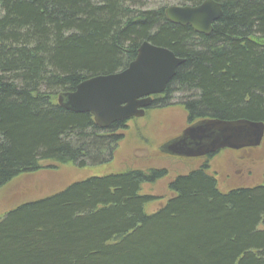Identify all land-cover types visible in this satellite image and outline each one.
<instances>
[{"label": "trees", "instance_id": "trees-1", "mask_svg": "<svg viewBox=\"0 0 264 264\" xmlns=\"http://www.w3.org/2000/svg\"><path fill=\"white\" fill-rule=\"evenodd\" d=\"M154 1L0 0V189L41 162L112 158L125 124L101 130L57 97L123 71L143 42L183 61L164 95L176 91L188 121L264 124V0H213L222 16L208 35L164 14L204 0ZM206 171L174 177L151 214L141 186L163 170L90 177L22 203L0 217V264H264V167L261 184L225 192Z\"/></svg>", "mask_w": 264, "mask_h": 264}, {"label": "water", "instance_id": "water-1", "mask_svg": "<svg viewBox=\"0 0 264 264\" xmlns=\"http://www.w3.org/2000/svg\"><path fill=\"white\" fill-rule=\"evenodd\" d=\"M165 18L174 25L188 26L208 35L212 23L222 16L221 6L204 0L196 6H169ZM183 61L167 49L143 42L135 59L115 74L81 82L73 92L62 93L57 104L76 114H89L101 130L133 118H141L151 97L163 93ZM264 124L248 120H203L188 127L181 136L162 147L171 157L199 158L228 149L238 151L261 144Z\"/></svg>", "mask_w": 264, "mask_h": 264}, {"label": "rangeland", "instance_id": "rangeland-1", "mask_svg": "<svg viewBox=\"0 0 264 264\" xmlns=\"http://www.w3.org/2000/svg\"><path fill=\"white\" fill-rule=\"evenodd\" d=\"M171 3L169 0H155L149 7ZM173 5L169 4L168 6ZM167 7V6H166ZM163 94V93H162ZM171 91L162 95L155 109L148 108L144 117L129 120L121 130V141L117 144L112 158L102 165L87 160V167L78 169L71 165L41 162V168L35 172L20 175L0 189V217L10 209L33 200L53 195L74 182L90 177H102L123 173L129 170L165 171V178L141 186L142 195H151L156 200L145 208L147 214L158 209L172 194L167 185L172 178L187 174L200 165H207L206 173L213 176L220 191L235 187L237 182L261 184L264 165V139L262 146L243 151H220L210 159L195 162L156 157L158 146L176 131L186 126L185 107L177 95ZM105 156V152H101ZM241 185V186H245ZM248 186V185H246Z\"/></svg>", "mask_w": 264, "mask_h": 264}, {"label": "flooded vegetation", "instance_id": "flooded-vegetation-1", "mask_svg": "<svg viewBox=\"0 0 264 264\" xmlns=\"http://www.w3.org/2000/svg\"><path fill=\"white\" fill-rule=\"evenodd\" d=\"M165 91H166V89H165ZM164 91V92H165ZM163 92V94L161 93L160 95H157V96H154V97H152V99H151V104H150V106H149V108H151V109H155L156 107H157V105H158V100L161 98V96L162 95H164L165 93ZM165 96V95H164ZM159 98V99H158ZM201 119V118H200ZM199 119L197 118V119H192V120H190V121H188V119H187V113H186V121H187V123H186V126H184L183 128H181L179 131H176L172 136H170L169 138H167L164 142H163V144H165L166 142H170V141H172V140H174V139H176L177 137H179L180 135H181V133L182 132H184L188 127H190L192 124H194L196 121H198ZM128 122V121H127ZM127 122H122L123 124H126ZM163 144H160V146H158V148H157V150H156V152H154V154H152V155H154V156H156V157H166V158H169V159H172V158H170V157H168L167 155H165L163 152H162V145ZM211 157H203V158H199V159H196V160H194L195 162H199V161H202V159H210ZM173 160H178V159H173ZM180 160H182V159H180ZM187 161H192V160H187Z\"/></svg>", "mask_w": 264, "mask_h": 264}, {"label": "bare ground", "instance_id": "bare-ground-1", "mask_svg": "<svg viewBox=\"0 0 264 264\" xmlns=\"http://www.w3.org/2000/svg\"><path fill=\"white\" fill-rule=\"evenodd\" d=\"M213 1V0H212ZM216 3V2H215ZM218 4V3H217ZM220 5V4H219ZM221 6V5H220ZM215 23V22H214ZM213 24V23H212ZM212 27V26H211Z\"/></svg>", "mask_w": 264, "mask_h": 264}]
</instances>
